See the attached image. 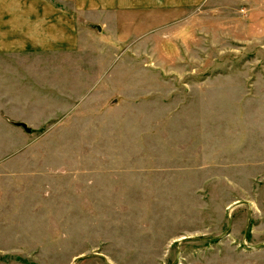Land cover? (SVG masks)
<instances>
[{"label":"rangeland","instance_id":"1","mask_svg":"<svg viewBox=\"0 0 264 264\" xmlns=\"http://www.w3.org/2000/svg\"><path fill=\"white\" fill-rule=\"evenodd\" d=\"M2 1L0 264H264V0L139 13L123 58L114 22L61 76Z\"/></svg>","mask_w":264,"mask_h":264},{"label":"crops","instance_id":"2","mask_svg":"<svg viewBox=\"0 0 264 264\" xmlns=\"http://www.w3.org/2000/svg\"><path fill=\"white\" fill-rule=\"evenodd\" d=\"M205 1L208 0H3L1 4L9 6L1 8L12 9V58L40 59V63L29 62V73L61 76L80 74L82 55L90 58L91 43L98 46L102 60L98 66L111 62L114 22L115 26L119 22L120 31L124 33L120 38L126 45L121 50L120 58H123L130 51L128 42L135 38L143 42L139 33L131 35L127 31L129 26L143 25L141 34H144L145 19H140L139 13L167 8L176 13L191 11L194 5ZM260 8L264 13V6ZM100 12L110 13L106 23L91 17L92 13L95 16ZM130 13L137 15L136 22H129ZM183 21L186 26L192 25L187 16ZM108 32L112 34L108 36ZM31 66H36L38 71L30 69Z\"/></svg>","mask_w":264,"mask_h":264},{"label":"water","instance_id":"3","mask_svg":"<svg viewBox=\"0 0 264 264\" xmlns=\"http://www.w3.org/2000/svg\"><path fill=\"white\" fill-rule=\"evenodd\" d=\"M18 124H19V126H22L26 132H29L30 131V129L26 126L25 123L19 122Z\"/></svg>","mask_w":264,"mask_h":264}]
</instances>
